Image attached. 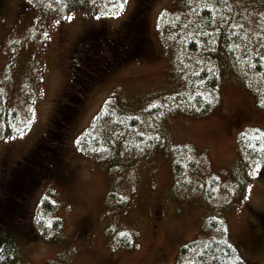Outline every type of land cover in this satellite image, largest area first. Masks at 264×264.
Returning <instances> with one entry per match:
<instances>
[{
	"label": "rangeland",
	"instance_id": "obj_1",
	"mask_svg": "<svg viewBox=\"0 0 264 264\" xmlns=\"http://www.w3.org/2000/svg\"><path fill=\"white\" fill-rule=\"evenodd\" d=\"M188 1L149 0L141 11L144 0L123 9L125 0H0V232L16 229L9 264L192 263L211 240L229 243L243 264H264V164L237 145L246 127L264 129L261 81L252 85L238 51H264V0H211L210 36L229 21L236 31L207 62L185 49ZM140 11L129 27L143 32L139 55H111L112 66L80 85L81 40L114 36ZM208 64L219 75L215 102L195 116L192 90Z\"/></svg>",
	"mask_w": 264,
	"mask_h": 264
},
{
	"label": "trees",
	"instance_id": "obj_2",
	"mask_svg": "<svg viewBox=\"0 0 264 264\" xmlns=\"http://www.w3.org/2000/svg\"><path fill=\"white\" fill-rule=\"evenodd\" d=\"M144 1V6L139 8V10L141 11L145 9V6L147 7V4L149 3V0ZM188 2H190L189 8L190 11H192L193 19H191L192 23L188 24V35L190 37L189 40H187L185 49L187 50V52L192 53L193 55L199 53V55L205 57V61L207 62L208 58L210 59V57H212L214 54L216 55L215 52H220L222 49L224 50V43L226 39H235V23L229 21L227 24H225V27L227 28L226 30L221 24L217 28V31L214 32V35L210 36L206 28L208 20L212 18L213 11L211 0H189ZM141 11L139 12V14H132L125 29L115 34L114 36L112 34L104 36V34L94 31L81 40L79 48L77 49V56L75 58V63L81 68L79 72H76L80 76L77 78V81L80 85L89 86V84L93 81V76L100 72L93 71L94 69L112 66L113 58H110L111 55L114 56L115 53H117V55L115 56L118 60H122L121 58H119V55L123 56L121 54L123 52L126 53L125 57L123 56V59H126L129 55H139L144 45V39L142 36L143 32L141 33L137 26L134 29H131L129 27L130 25H138L139 22L141 23V15H143ZM196 24H198L197 27ZM199 29L203 31L205 30V32L207 33V35H205L202 39H198V37L200 36ZM212 37L214 41H211ZM102 42L110 43L114 45V47H110V51L103 50L101 52L99 48L101 47ZM92 43L95 44L94 47H92ZM110 44L109 46H111ZM211 45L213 47L212 50H210ZM118 46L122 47L117 48L118 51H115V47ZM238 51L239 54H241L242 58H246L250 61V63H248L250 65L249 72L251 71V74L255 75V77L257 78L255 80L252 79L253 81L251 83L252 85H254L258 80L261 81V85L257 87V92L261 97H264V51H257L253 55H250L248 57L243 55L240 50ZM91 64L95 65L93 66ZM239 71L242 70L239 69ZM76 75L75 77H77ZM197 76L201 84L196 88L197 91L193 92L192 90L191 98V102L195 107V116L206 114L209 112V110H211L215 102L214 93L217 90L219 82L218 71L214 65H202L198 71ZM68 91L70 92L69 89ZM65 106L66 108L68 107V110L72 108H69L68 105ZM149 112L158 113L160 112V109L157 107H153L149 110ZM133 122L136 123V121ZM237 137V145L239 147L240 153L253 160L263 162L264 164V129L246 127L237 135ZM29 161H31V158L29 160H25L24 163ZM13 167L14 168L13 170L11 168L10 173L14 172V176L11 179L15 180V171H18L23 167L22 164L19 163L15 164ZM47 204H49V202ZM2 211L3 213H7L8 215L11 214V211L9 209L3 208ZM209 227L211 229L220 230V226L216 220L209 221ZM15 232L16 229L13 228H6L5 230L0 232V264H9L13 259ZM190 250L191 248L189 246L182 247L180 249V252L182 256H187ZM175 264L243 263L237 257L234 248L229 243L222 240H211L207 243L199 244L198 251L195 253L192 263Z\"/></svg>",
	"mask_w": 264,
	"mask_h": 264
},
{
	"label": "snow or ice",
	"instance_id": "obj_3",
	"mask_svg": "<svg viewBox=\"0 0 264 264\" xmlns=\"http://www.w3.org/2000/svg\"><path fill=\"white\" fill-rule=\"evenodd\" d=\"M125 3H126V0H125V2L120 3V4H119V7H120L121 9H123V8L125 7ZM113 14H114V15H120L119 12H116V13H113ZM67 19H68V20H72L73 17H72L71 15H69V16H67ZM59 22H60V21H57V23H59ZM19 134H20V135H23V133H19ZM4 139H8L7 134H5ZM257 167H260V165L257 164ZM122 235H123V233H122Z\"/></svg>",
	"mask_w": 264,
	"mask_h": 264
},
{
	"label": "flooded vegetation",
	"instance_id": "obj_4",
	"mask_svg": "<svg viewBox=\"0 0 264 264\" xmlns=\"http://www.w3.org/2000/svg\"><path fill=\"white\" fill-rule=\"evenodd\" d=\"M134 28H136V26H134V27H131V29H134ZM92 46H95V44L94 43H92ZM124 57H125V52H123V53H121ZM123 56H121V55H119V58H121V59H123L124 57Z\"/></svg>",
	"mask_w": 264,
	"mask_h": 264
}]
</instances>
